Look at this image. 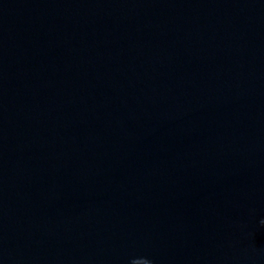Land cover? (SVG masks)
Listing matches in <instances>:
<instances>
[{
    "label": "water",
    "instance_id": "95a60500",
    "mask_svg": "<svg viewBox=\"0 0 264 264\" xmlns=\"http://www.w3.org/2000/svg\"><path fill=\"white\" fill-rule=\"evenodd\" d=\"M0 264H264V0H0Z\"/></svg>",
    "mask_w": 264,
    "mask_h": 264
}]
</instances>
